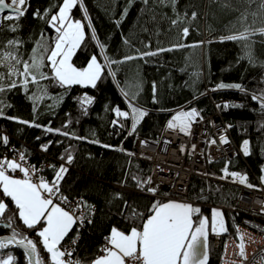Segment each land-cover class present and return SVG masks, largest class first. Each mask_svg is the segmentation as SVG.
Listing matches in <instances>:
<instances>
[{
    "label": "trees",
    "instance_id": "trees-1",
    "mask_svg": "<svg viewBox=\"0 0 264 264\" xmlns=\"http://www.w3.org/2000/svg\"><path fill=\"white\" fill-rule=\"evenodd\" d=\"M61 2L29 0L26 14L19 21H1L0 45L13 38L23 41L17 54L28 60L36 42L42 40L41 34H44L47 44L55 35L47 20L34 18L33 13L39 10L43 14L53 4ZM83 4L98 39L105 45L106 54L112 60L122 61L125 56H137V50L156 51L177 42L196 45L203 41V44L113 64L111 69L105 70L95 88L80 85L64 88L52 80H41L38 85L29 84L27 90L21 85L0 94V99L7 105L4 117H0V136L9 139L7 146L0 144V156L22 149L32 164L41 169L46 180L51 181L54 172L50 166L59 167L63 163L61 155L65 154L66 149L71 152L74 160L66 165L68 172L61 181L60 191L73 206L80 199L91 205L92 223L85 221L74 225L62 244L63 247L71 244L75 249L71 259L88 264L98 256L113 226L127 232L132 226L142 224L153 202H166L171 198L168 190H156L153 195L138 188L131 177H142V174L149 177L151 166L116 150L122 148L125 153L133 154L136 137L158 141L168 121L181 108H195L203 118L215 116L219 110L217 117L231 125L240 155L230 162L208 163L210 178L192 177L187 194L182 199L207 214H210L212 207L222 209L227 232L221 236L217 246L214 245L215 235L210 232L207 260V264H220L225 242L242 218L240 213L232 211L238 187L229 181L230 175L226 179L220 178L224 175L223 170L227 168L229 173L247 176L248 183H253L255 176L264 171V128L261 127L264 125V113L260 111L258 103L251 99L253 93L264 89V67L261 66L264 64V37L256 35L252 38L255 41L252 45V53L257 61L255 64L249 63L241 42H221L220 37L230 34V30H243L238 17L244 12L249 13L248 23L255 19L256 27L261 26L264 23L261 0L251 4L247 0H177L175 10L170 4H162L159 0H148L147 3L144 0H83ZM192 12L197 14L195 20H191ZM177 13L181 16L187 13V19L179 28L171 24ZM251 13L257 15L253 17ZM71 15L85 24L86 34L71 62L83 68L95 54L105 63L96 41L91 38V29L84 19L83 9L78 5ZM118 20L119 25L116 23ZM14 23H18L19 28L11 32L9 26ZM185 26L189 27V35L181 40L180 28ZM8 50L0 47V52ZM43 70L51 74L49 68ZM110 70L115 71V78L109 75ZM0 72H6V69L0 66ZM221 83L240 84L247 94L234 88L220 89L217 86ZM153 85L156 87L155 102ZM38 89H46V93L43 99L34 100L33 95L38 94ZM125 92L129 93V97L125 96ZM132 94H135L133 103L148 114L137 126L136 132L129 135L130 120L121 119L123 128L114 126L112 121L117 119L113 109L118 107L130 112L128 103ZM85 95L92 97L93 102L82 107L79 100ZM222 100H227V103ZM225 104L229 107H217ZM5 117H16L39 127ZM46 128L61 129L85 139L66 137L55 131L47 132ZM245 139L249 141L250 148L247 156L241 149ZM43 145H48L47 151L43 150ZM103 145H111L114 150L106 149ZM117 193L119 198H115ZM0 199L8 206L6 215L13 216L16 209L10 198L0 193ZM133 209L142 213L143 217L130 219ZM4 223L0 219V237L11 236V229L2 227ZM42 226L28 229L14 217L13 227L21 235L37 242L38 253L48 264V254L36 235ZM73 239L76 240L75 245L72 244ZM3 252H11L16 264H28L25 254L17 248L9 246Z\"/></svg>",
    "mask_w": 264,
    "mask_h": 264
},
{
    "label": "snow or ice",
    "instance_id": "snow-or-ice-1",
    "mask_svg": "<svg viewBox=\"0 0 264 264\" xmlns=\"http://www.w3.org/2000/svg\"><path fill=\"white\" fill-rule=\"evenodd\" d=\"M148 0H144L147 3ZM162 4H170L175 10L177 0H159ZM249 4L255 0H247ZM83 9L84 19L87 21V26L91 29V38L96 41L100 54L103 56L105 63L98 60L97 55H92L86 67L78 68L71 62L76 50L80 48L85 40V24L81 20L72 18V10L77 6ZM28 0H0V14L8 10V15H0V21H19L26 14ZM57 9L53 11L52 9ZM260 8L264 10V0H261ZM125 10V14H126ZM249 13L244 12L238 17V22L241 25L242 31L232 32L226 36H221L223 41L241 42L245 50V56L249 63L255 64L256 58L252 53V45L255 41L252 39L256 35L264 37V23L256 27V20L253 19L248 23ZM253 17L257 13H251ZM34 18L46 19L49 27L54 31L51 43L44 42V34H41L42 40L36 42V47L32 49V55L28 60L22 59L17 53L23 41L19 39H8L6 44L0 47H6L8 51L0 52V66L6 69V72H0V94L10 91L18 86H23L28 89L29 84L38 85L41 80H52L60 87L70 88L73 85L82 87L95 88L97 82L102 79L106 69H111V65L123 63L135 59H144L148 56H156L161 52L173 51L184 47H197L203 44V41L196 45H186L177 42L168 48H159L156 51L140 52L138 55H128L122 61L110 59L105 51V45L98 39L95 29L92 27L91 20L88 19L87 9L84 7L83 0H62L61 3L53 4L49 9H46L43 14L39 10L33 13ZM197 14L191 13V20H195ZM187 19V13L181 16L179 13L176 19L171 20L174 27H178ZM119 25L120 21H116ZM2 26V25H0ZM235 27V25H233ZM19 28L18 23L9 26L11 32H16ZM189 35V27L180 28V39H185ZM128 43V41H125ZM47 61V63H45ZM264 67V64L261 65ZM49 68L51 74L45 72L44 68ZM109 75L115 78V71H109ZM7 81V82H6ZM19 82V83H18ZM220 89L234 88L245 92L240 84H219ZM216 90V89H213ZM46 89H38V94L33 95L34 100L44 98ZM156 87L153 85V98L155 102ZM125 96L129 97V93L125 92ZM135 94L129 98L127 110L120 108L113 109L117 119L112 121L114 126L121 128L124 125L121 119L130 120L131 128L129 135L136 132L137 126L142 119L148 114L146 110L136 106L133 103ZM251 99L256 101L259 109L264 113V89L259 93H253ZM93 98L85 95L80 98L79 103L90 105ZM5 105L3 99H0V117H4ZM217 107H229L225 104ZM231 107H240V105H231ZM86 112L87 109L84 108ZM199 112L192 108L190 110H181L176 112L167 123V128L170 130H178L181 133L188 134L191 124L199 117ZM11 120H18L16 117H5ZM19 123L29 124L30 126L39 127L29 121L18 120ZM67 127V125H64ZM228 127H231L229 125ZM264 128V125H261ZM45 131H55L58 134L74 139H85L77 137L75 134L61 131V129L46 128ZM97 143L98 141H91ZM228 144L230 141L226 136H220L217 139L208 141L210 145L217 143ZM9 139L7 136H0V144L7 146ZM146 143V142H142ZM43 150L47 151L48 145H43ZM103 147L111 148V145H103ZM195 146L193 145V148ZM241 149L245 156L250 154L249 141L243 140ZM129 155H132L129 153ZM61 165H51L54 177L51 181L44 179L38 175V169L34 166L26 167V156L23 152H18L13 159H8L6 156L0 157V193L3 197L10 198L15 206L13 216L6 215L8 212L7 204L0 199V219L5 223L2 227L11 229V236L0 238V264H16V258L11 252H3L10 245H16L25 250L24 254L28 258V264H45L44 258L41 257L37 250V242L26 235H21L13 227L14 217L18 218L28 229H35L37 225H43L36 232L40 238V245L48 254V264H81L79 260H73L71 257L75 251L74 248L63 247L62 242L68 236L74 225L82 224L83 222L92 223L91 214L93 208L87 202L80 199L73 203L68 197L60 191L61 181L68 172L66 165L72 164L74 157L69 150H65V154L60 157ZM19 171L23 174L22 178H16L9 175V172L15 173ZM224 175L221 179H226L229 175L246 185L248 188H256V186L247 183V176L240 175L237 172H228V169L223 170ZM36 176V179H33ZM138 188L142 191H147L155 195L156 188L148 187L151 185V177L141 179L137 176L131 177ZM261 181L264 183V176H261ZM264 190V189H260ZM115 198H119L117 193ZM59 201L56 203L55 201ZM127 206V202H125ZM148 215L143 219L139 226H132L127 232L113 226L110 233L105 237V242L100 250L102 254L88 261V264H207V235L210 229L213 234L220 235L227 232L223 212L219 209H212L211 221L209 218L201 214V209L191 203L179 201L160 202L155 201L151 204ZM143 214L133 209L130 219L142 218ZM239 243L236 245L237 255L243 260L247 259L245 253V244L243 233L239 227L236 229ZM17 237H20L17 239ZM72 244H76V240H72ZM227 250V245L225 246ZM67 257V259H66ZM260 259L264 261V254H261Z\"/></svg>",
    "mask_w": 264,
    "mask_h": 264
},
{
    "label": "built area",
    "instance_id": "built-area-1",
    "mask_svg": "<svg viewBox=\"0 0 264 264\" xmlns=\"http://www.w3.org/2000/svg\"><path fill=\"white\" fill-rule=\"evenodd\" d=\"M222 102L227 103V100H222ZM181 110L190 109L181 108L178 111ZM219 115V110H217L215 116H209L208 118L199 115L197 120L191 124L188 134L181 133L178 130H170L166 124L158 141H149L142 137L135 138L134 158L146 161L151 166L149 177H151L152 183L148 185L149 187H155L158 191L168 190L171 194V198H168V200L182 198L187 194L192 177L210 178L207 169L208 163L230 162L240 155V150L231 133V127H228L229 124L223 119L218 118ZM220 136H226L230 143L220 144L218 142L215 145L208 143L209 140L214 138L219 141ZM18 152L25 153L24 150L20 149L4 156L13 159ZM26 161V167L34 166L39 170L38 175L46 179L41 174L40 168L32 164L27 157ZM8 174L16 178H22L23 176L19 171L9 172ZM261 176H264V171L255 176L254 182L250 183L256 188H248L231 176V178H228L239 190L232 211L240 213L242 218L236 225L234 233L225 242L220 264H264V261L260 259L261 254H264V190H260L264 189V183L261 181ZM33 179L35 180L36 176H33ZM55 202L58 203L59 201ZM237 227L244 236L247 259L243 261L237 255L236 245L239 243ZM226 245L227 250H225ZM64 247L72 248L73 246L69 244ZM100 254H102L101 251L98 255Z\"/></svg>",
    "mask_w": 264,
    "mask_h": 264
},
{
    "label": "crops",
    "instance_id": "crops-1",
    "mask_svg": "<svg viewBox=\"0 0 264 264\" xmlns=\"http://www.w3.org/2000/svg\"><path fill=\"white\" fill-rule=\"evenodd\" d=\"M99 60V59H98ZM106 149H109V150H114L113 148H106ZM118 153H119V149H117L116 150ZM121 152V151H120ZM123 154L122 155H124V156H126V157H128V158H130V159H135L134 158V155H129V154H127V153H125V152H122ZM143 162H146V161H143ZM147 163V162H146ZM129 171V170H128ZM130 172H127V174H129ZM142 177L143 178H141V179H146V178H148L147 176H145V175H143L142 174ZM184 200V199H183ZM167 201H179V202H183L182 201V198H172V199H170V200H167ZM166 201V202H167ZM185 202L186 203H190V202H188V201H186L185 200ZM192 204V203H191ZM219 209V210H221L222 211V209L221 208H218V207H212L211 208V212H210V214L212 213V209ZM223 212V211H222ZM201 214L203 215V216H205V215H207L208 217L210 216V214H207L206 212H203V211H201ZM210 230V232H211V229H209ZM210 232L208 233V235H207V252H209V250H208V239H209V234H210ZM212 233V232H211ZM215 235V234H214Z\"/></svg>",
    "mask_w": 264,
    "mask_h": 264
},
{
    "label": "rangeland",
    "instance_id": "rangeland-1",
    "mask_svg": "<svg viewBox=\"0 0 264 264\" xmlns=\"http://www.w3.org/2000/svg\"><path fill=\"white\" fill-rule=\"evenodd\" d=\"M175 113H176V112H175ZM119 150L121 151V152L119 151V153H120V154H123V153H122V152H124L123 149L121 148V149H119ZM133 154H134V152H133ZM133 154H132V155H133ZM136 160H137V159H136ZM139 178H143V177H139ZM148 187H149V186H148ZM182 201L185 202V200H183V199H182ZM215 209H216V208H215ZM211 215H212V213L210 214L209 217H208L207 215H205V217H208V218H209V222L211 221ZM223 216H224V214H223ZM224 221H225V217H224ZM209 229H210V223H209ZM209 232H210V230H208V233H209ZM222 235H223V234H220V235H216V234H215V244H214L215 246H217V245L219 244V241H220V238H221ZM208 250H209V239H208Z\"/></svg>",
    "mask_w": 264,
    "mask_h": 264
},
{
    "label": "water",
    "instance_id": "water-1",
    "mask_svg": "<svg viewBox=\"0 0 264 264\" xmlns=\"http://www.w3.org/2000/svg\"><path fill=\"white\" fill-rule=\"evenodd\" d=\"M0 15H2V16H6V15H8V10H5V12L3 13V14H0ZM1 22V21H0ZM3 237H8V236H3ZM3 237H0V238H3ZM12 248H17V249H19V250H21L23 253L25 252V250L23 249V248H21V247H18V246H16V245H10ZM27 262H28V258H27Z\"/></svg>",
    "mask_w": 264,
    "mask_h": 264
},
{
    "label": "bare ground",
    "instance_id": "bare-ground-1",
    "mask_svg": "<svg viewBox=\"0 0 264 264\" xmlns=\"http://www.w3.org/2000/svg\"><path fill=\"white\" fill-rule=\"evenodd\" d=\"M177 112V111H176Z\"/></svg>",
    "mask_w": 264,
    "mask_h": 264
}]
</instances>
